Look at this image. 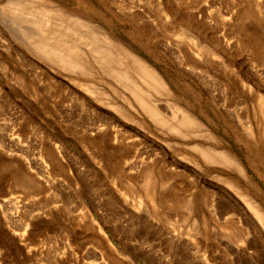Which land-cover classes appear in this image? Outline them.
<instances>
[{
    "label": "rangeland",
    "instance_id": "obj_1",
    "mask_svg": "<svg viewBox=\"0 0 264 264\" xmlns=\"http://www.w3.org/2000/svg\"><path fill=\"white\" fill-rule=\"evenodd\" d=\"M28 1L153 66L166 122L42 57ZM0 264H264V0H0Z\"/></svg>",
    "mask_w": 264,
    "mask_h": 264
},
{
    "label": "bare ground",
    "instance_id": "obj_2",
    "mask_svg": "<svg viewBox=\"0 0 264 264\" xmlns=\"http://www.w3.org/2000/svg\"><path fill=\"white\" fill-rule=\"evenodd\" d=\"M25 5H26V6H24V9L26 10L25 12H27L29 14H33V16H32L33 17V26H35L37 28L35 33L28 32L26 34L28 38L25 37V40L26 39L27 40L32 39V42H34V44H33L34 49L42 57H44L48 61H50V62H52V63H54L60 67H63V68L68 67L69 69L77 71L79 73H84V72L88 73L91 71L90 70L91 66L88 64V61H89V63L90 62L96 63L98 66V69L101 70V72H103V73L107 74L109 77H112L115 80H117L121 84V87L127 88L128 90H126V91H130L133 98L136 101H138V104H140V106L143 107V109H144L143 111L150 114L152 116V119L156 120L157 123H158V121L159 122L160 121L166 122L165 121L166 120L165 119L166 114L161 113V111H159L156 108V106H154V104H153V106H150V104H151L150 100L151 99L149 100V98H148L149 94L145 90V88L143 87V85L144 84L146 85L147 82L151 83V85L153 86V88L156 91L158 88H159L158 89V91H159L161 89V87L164 86V84L161 80L162 77L160 78V76L155 71V69H153V66L149 65L142 58L137 56V54L132 52L129 47H128L129 48L128 49L126 47V44H124L125 45L124 46L121 44V42L119 44V43L113 41L112 39L109 38L110 36L107 37V35H105L101 31V29L98 28L100 26L97 27V25H94L95 23L92 24V23L86 21L85 19H83L78 14L68 12V11H66L60 7H46L44 5L43 6L40 5L41 6L40 8L32 9L33 6L30 5L29 1L26 2ZM33 26H32V28H33ZM185 32H187V30H185ZM189 33L191 34V32H189ZM190 34H189V38L192 39V41L195 45H198V43L191 37ZM34 45L36 46V48ZM198 47L200 48V46H198ZM203 48H205V47H203ZM205 49L210 50V48H205ZM99 70H97V71H99ZM162 89H163V87H162ZM162 89L160 91H162ZM163 91H164V89H163ZM121 95L123 96V94H121ZM131 99H132V97H131ZM154 100H156V99L154 98ZM175 102H176V100H175ZM175 106L178 107L177 105H175ZM182 111L183 110H181V112ZM181 112H179V114ZM186 112L187 111H183L182 114H180L182 121H183V119L185 120V118L188 121H192V120L194 121V119L190 115V112L189 113H186ZM171 114L172 115H170V117H168V118L174 120L177 116L172 112H171ZM150 115H149V117H151ZM168 116H169V114H168ZM180 116H178L179 119H181ZM179 121L181 122V120H179ZM179 121H177V122H179ZM174 122H176V121H174ZM174 122H173V124H174ZM195 122H197V121H195ZM183 124H185V123H183ZM159 125H161V124H159ZM188 125H189V122H188ZM195 125L198 126L199 123H198V125H197V123H195ZM180 126H181V124H180ZM180 126H178V127H180ZM197 130H199V129H197ZM200 132H202V131L200 130ZM212 149L213 148H211V150ZM205 150L206 149L204 148V151ZM200 152H202V151H200ZM221 152L224 153V154H220L221 157H222V155H227L226 159L229 162H231L236 167L239 166L233 157L228 156L227 152H223V151H221ZM203 154H204V152H203ZM205 154H207V153L205 152ZM217 154H219V153H217ZM218 156H216V157H218ZM205 157L207 158L206 155H205ZM208 157H210V156L208 155ZM213 159H214V155H213ZM208 160H209V158H208ZM216 160H218V159H216ZM222 160L223 159H221V161ZM209 161H211V160H209ZM223 161L226 162V164H227L226 160H223ZM228 165H229V163H228ZM238 168H240V167H238ZM239 170H241V168Z\"/></svg>",
    "mask_w": 264,
    "mask_h": 264
}]
</instances>
